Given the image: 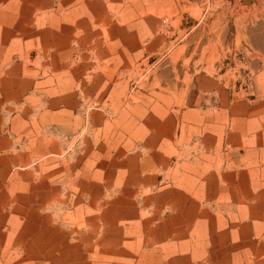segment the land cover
<instances>
[{
    "label": "crops",
    "instance_id": "1",
    "mask_svg": "<svg viewBox=\"0 0 264 264\" xmlns=\"http://www.w3.org/2000/svg\"><path fill=\"white\" fill-rule=\"evenodd\" d=\"M252 4L257 11L250 15L264 19V0ZM182 6V0H0V213L6 210L8 195L2 181L6 185L20 178L15 171L19 163L40 160L31 161L28 154L40 147L41 125L60 121L65 126L66 117L77 115L76 69L87 68L89 61L76 60L71 53L93 47L98 60L91 64L98 67L104 60L105 66H115V57L119 62L134 59L136 21L151 33L153 20L169 10L182 17ZM103 20L111 27L103 28ZM105 36L112 38L106 42ZM115 37L128 42L117 43ZM250 51L256 52L250 77L233 80L221 73H195L181 103L161 109L158 123L144 124L145 151L133 159L137 167L129 169L131 177L148 188L166 183L149 188L153 192L146 194L143 205L130 200L117 206L130 229L132 223L143 228V235L136 231L130 236L133 240L164 246L159 252L153 247L144 251V264L206 259L204 244L218 251L216 244L225 243L233 252L236 240L249 242L248 228L256 229L250 241L256 243L255 263L263 264L264 41ZM57 52L69 55L60 61ZM98 53L108 56L100 59ZM101 86L102 80L97 96L103 93ZM5 218L0 217V264H54L50 237L13 242L1 234ZM13 243L19 245L9 252L7 245ZM27 243L36 245L31 253L24 251ZM83 255L89 257L78 254Z\"/></svg>",
    "mask_w": 264,
    "mask_h": 264
},
{
    "label": "rangeland",
    "instance_id": "2",
    "mask_svg": "<svg viewBox=\"0 0 264 264\" xmlns=\"http://www.w3.org/2000/svg\"><path fill=\"white\" fill-rule=\"evenodd\" d=\"M182 3V17L169 10L152 21L151 33L143 28L142 21H136L134 59L119 62L121 59L115 57V66H105L104 60L105 65L98 67L91 64L98 60L93 47L88 52L71 53L76 60L89 61L87 68L76 69L77 115L69 116L70 120L66 117L62 121L65 126L60 121L41 125L40 147L28 154L31 161L39 156L40 160L19 163L15 171L20 178L7 180L6 185L2 181L8 195L6 210L0 213V217L6 216L1 234L7 239L26 242L37 237L42 242L43 237H50L48 246L55 253L51 260L54 264H144V251L164 248L162 244L133 240L130 236L134 232L143 235L141 224L132 223L130 229V223L117 212V206L130 200L143 205L146 194L153 192L149 188L157 190L159 183H166L165 179L148 188L131 177L129 169L137 167L133 159L145 151L144 124L158 123L161 109L179 105L195 73H221L233 80L250 77L256 54L250 50L264 41V19L250 15L257 11L252 3ZM101 24L105 29L111 27L108 20ZM111 38L105 36L104 41ZM115 38L117 43L128 42L123 37ZM66 54L57 52L55 59L61 61ZM98 56L105 59L108 55ZM101 80L103 93L97 96L95 89ZM255 231L248 228V243L233 242V252L227 251L225 243L216 244L218 251L204 244L206 253L202 255L206 259H186L182 264H256V243L250 241L255 240ZM16 245H7L8 251ZM33 246L24 244V251L31 253ZM80 253L89 257L81 258ZM23 264L32 263L23 260Z\"/></svg>",
    "mask_w": 264,
    "mask_h": 264
},
{
    "label": "water",
    "instance_id": "3",
    "mask_svg": "<svg viewBox=\"0 0 264 264\" xmlns=\"http://www.w3.org/2000/svg\"><path fill=\"white\" fill-rule=\"evenodd\" d=\"M252 2H253V0H240V3L244 4V5L250 4Z\"/></svg>",
    "mask_w": 264,
    "mask_h": 264
}]
</instances>
